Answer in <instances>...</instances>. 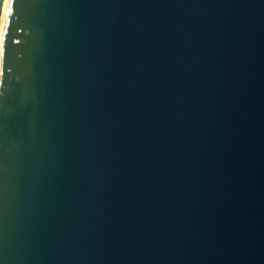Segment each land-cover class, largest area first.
<instances>
[{"label":"water","instance_id":"water-1","mask_svg":"<svg viewBox=\"0 0 264 264\" xmlns=\"http://www.w3.org/2000/svg\"><path fill=\"white\" fill-rule=\"evenodd\" d=\"M0 264H264V0H5Z\"/></svg>","mask_w":264,"mask_h":264},{"label":"rangeland","instance_id":"rangeland-1","mask_svg":"<svg viewBox=\"0 0 264 264\" xmlns=\"http://www.w3.org/2000/svg\"><path fill=\"white\" fill-rule=\"evenodd\" d=\"M5 0H0V27H1V17H2V9H3V4Z\"/></svg>","mask_w":264,"mask_h":264},{"label":"bare ground","instance_id":"bare-ground-1","mask_svg":"<svg viewBox=\"0 0 264 264\" xmlns=\"http://www.w3.org/2000/svg\"><path fill=\"white\" fill-rule=\"evenodd\" d=\"M1 26H2V17H1ZM0 36H1V27H0Z\"/></svg>","mask_w":264,"mask_h":264}]
</instances>
